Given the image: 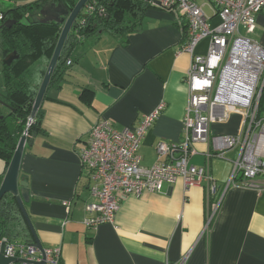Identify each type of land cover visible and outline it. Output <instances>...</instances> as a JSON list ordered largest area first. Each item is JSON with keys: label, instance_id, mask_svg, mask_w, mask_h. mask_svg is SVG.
Returning a JSON list of instances; mask_svg holds the SVG:
<instances>
[{"label": "crops", "instance_id": "1", "mask_svg": "<svg viewBox=\"0 0 264 264\" xmlns=\"http://www.w3.org/2000/svg\"><path fill=\"white\" fill-rule=\"evenodd\" d=\"M32 0H0V9ZM213 23L218 19L205 0H196ZM250 38L264 47V10L256 15ZM240 33L246 34L243 27ZM101 32V31H100ZM126 43L107 32L74 43L41 102L44 132L25 141L19 175L28 183L25 203L42 247L59 245L62 264H264V187L230 188L204 232L209 200L205 184L184 191L181 181L165 183L159 192L130 194L120 204L114 223L87 227L89 173L79 150L99 118L121 128L134 127L158 103L165 105L138 148L140 163L157 158V143L179 141L188 100L185 75L191 55L179 51L184 23L157 5L147 7ZM207 39L196 52L206 50ZM71 60L70 64H66ZM1 82V81H0ZM1 86V85H0ZM241 117L212 122V133H235ZM198 152L190 163L207 166L218 184L232 163ZM3 173L7 164L0 158ZM70 202L69 212L63 201Z\"/></svg>", "mask_w": 264, "mask_h": 264}, {"label": "built area", "instance_id": "2", "mask_svg": "<svg viewBox=\"0 0 264 264\" xmlns=\"http://www.w3.org/2000/svg\"><path fill=\"white\" fill-rule=\"evenodd\" d=\"M174 13L184 23V42L179 51L191 55L185 75L188 100L179 141L157 143V158L149 166L140 163L138 148L144 135L164 108L161 101L134 126L115 127L109 119L99 118L89 130L86 145L79 150L83 169L89 173L90 200L85 203L83 223L95 227L114 223L121 202L130 194L161 191L165 183L181 181L184 191L205 184L209 211L204 232L217 213L227 191L236 186L264 187V47L239 31L255 29L256 15L264 10V0H205L218 19L213 23L203 5L196 0H148ZM86 13L106 14L100 0H87ZM83 6V7H84ZM6 17L0 10V25ZM207 39L206 50L197 53L198 44ZM67 60L66 64H70ZM232 113L241 117L235 133H212L210 125L226 121ZM33 119H28L27 124ZM199 151L206 160H229V176L218 184L208 167L190 163ZM66 208L70 202L63 201ZM6 256L23 259L20 264H62L59 245L39 249L32 242L3 238ZM185 253L177 261L184 264ZM8 264H16L10 262Z\"/></svg>", "mask_w": 264, "mask_h": 264}, {"label": "trees", "instance_id": "3", "mask_svg": "<svg viewBox=\"0 0 264 264\" xmlns=\"http://www.w3.org/2000/svg\"><path fill=\"white\" fill-rule=\"evenodd\" d=\"M46 1L61 2L69 10L77 2L32 0L12 3L9 7L0 9L6 19L16 20L10 28L0 25V158L5 160V164H8L24 130L27 129L26 141L44 132L41 127L40 107L28 127L27 122L62 27L54 21L41 23L37 18L40 7ZM100 2L106 7L105 15L84 12L85 16H82L80 11L68 33L49 85L57 74L61 77L62 64L68 58L67 52L72 44L80 43L93 35L100 36L104 31L125 44L127 40L124 35L133 30L143 11L152 5L148 0H100ZM11 51H16L18 58L10 64H4L3 57ZM260 105L262 107L264 105V87ZM2 176L3 173H0V183ZM3 238L10 241H33L20 208L10 193H5L0 200V241Z\"/></svg>", "mask_w": 264, "mask_h": 264}, {"label": "water", "instance_id": "4", "mask_svg": "<svg viewBox=\"0 0 264 264\" xmlns=\"http://www.w3.org/2000/svg\"><path fill=\"white\" fill-rule=\"evenodd\" d=\"M87 0H77L74 7L69 10L63 3L61 2H50L46 1L42 4L39 9L37 18L41 23L54 21L60 24L61 31L58 36L56 45L52 52L51 58L46 67L45 73L37 90L34 103L29 114V119H33L36 114L37 109L40 107L41 102L44 98L46 90L48 88L49 82L51 80L52 74L56 67L58 58L60 56L63 45L66 41L68 33L70 29L73 27L74 21L78 17L82 7L85 5ZM85 16V14H81ZM16 23L15 19H6L1 26L5 28H10L12 25ZM18 53L16 51H11L7 53L2 62L4 64H10L14 59L18 58ZM29 124H27V127ZM27 130V129H26ZM26 130L20 136L16 148L3 172L2 181L0 183V200L4 196L5 193H10L15 198L20 211L22 213L23 218L25 219L27 226L31 232L33 241L32 243L37 246L39 249H42V245L40 240L36 234V231L32 225L29 214L26 210L25 203L29 201L30 195L28 190V183L26 180L20 178V162L23 153L24 143L26 141ZM5 243L0 242V264H8L10 262H22L23 259H18L15 257H10L5 255L4 251ZM40 264H44L42 261Z\"/></svg>", "mask_w": 264, "mask_h": 264}, {"label": "rangeland", "instance_id": "5", "mask_svg": "<svg viewBox=\"0 0 264 264\" xmlns=\"http://www.w3.org/2000/svg\"><path fill=\"white\" fill-rule=\"evenodd\" d=\"M86 11V7L84 6L83 8H82V10H81V13H84ZM0 35H1V31H0ZM245 36L246 37H248V38H250V36H249V34H245ZM1 43V42H0ZM1 59V58H0ZM0 81H1V79H0ZM1 164H2V162H1V160H0V166H1Z\"/></svg>", "mask_w": 264, "mask_h": 264}, {"label": "flooded vegetation", "instance_id": "6", "mask_svg": "<svg viewBox=\"0 0 264 264\" xmlns=\"http://www.w3.org/2000/svg\"><path fill=\"white\" fill-rule=\"evenodd\" d=\"M1 27V26H0Z\"/></svg>", "mask_w": 264, "mask_h": 264}]
</instances>
